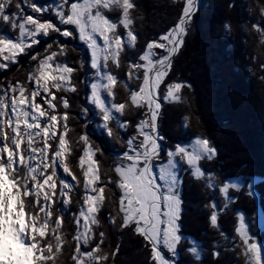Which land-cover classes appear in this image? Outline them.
<instances>
[{"label": "trees", "instance_id": "trees-1", "mask_svg": "<svg viewBox=\"0 0 264 264\" xmlns=\"http://www.w3.org/2000/svg\"><path fill=\"white\" fill-rule=\"evenodd\" d=\"M79 1L82 0H68L64 10L67 11L72 2ZM17 2L21 4L24 14L34 16L38 14L31 11L33 2L46 6V11L39 14L40 18L49 20L61 31L67 29L72 33L67 38L59 32L38 35V42L16 54L15 62L3 58L8 53L0 55V63L6 64V68L0 69V96L9 104L13 95L11 87L18 84L26 88L31 99V91L36 87L31 77L40 62L53 51L57 55L49 61L52 69L56 64L75 69L69 77L76 88L75 92L50 88L52 96L47 98L56 105L54 113L43 103L45 93L41 91L35 98L48 113L56 114L59 118L67 114L66 121L58 119L56 132L57 137L62 132L65 136L67 152L64 163L77 177V181H71V177L57 167L59 176L69 180L73 188L67 193V206L61 203L63 197H60L59 184L53 195L52 223L45 239L51 240L55 248V236L60 235L61 243L60 251L54 253L48 264H78L75 239L79 231L77 217L87 195L83 184L85 165L80 163L85 147L80 139L82 135H88L90 146L94 148L92 162L99 176L97 186L104 188L102 195L105 199L100 211L95 214L97 223L90 227L92 236L89 244L84 245L80 241L79 249L83 253L99 245L96 255L106 259L90 261L83 257L79 264L85 261L88 264H155L151 261V245L134 231V223L122 227L119 177L115 173V166L130 163L123 161L120 156L128 150L127 139L137 135L136 124L146 110L131 104V91H138L143 83V68L137 69L130 65L144 63L139 60V56L147 50L148 43L158 41L160 35L177 23L183 14L185 0H131L135 5L130 10L133 21L131 30L136 36L132 43L127 41L126 30L120 23V10H102L106 18L117 24L118 33L123 37L119 67L109 62L108 71L117 77L110 103H125L123 115H117H120L122 122H126V127L120 128L114 120L109 121L112 136L103 139L96 135L101 124L100 113L91 106L92 115L86 109L83 98L85 91L89 92L88 82L95 72L86 61L85 47L78 42L74 28L60 24L54 13V6L64 4L65 0H12L9 12L18 11L15 8ZM23 19V15L17 19L15 29L11 22L6 24L0 19V35L19 41V23ZM225 23L230 26L228 30L225 29ZM256 26H259V31ZM153 51L156 53L154 60L163 54L158 48ZM33 55H36V60L31 59ZM169 83H180L182 87L175 93L176 98L164 100ZM157 95L163 105L157 133L163 139L159 140L162 149L160 157L154 163L166 161V151L174 150L177 143L189 146L196 138L207 139L217 152L212 160L205 158L198 162L197 166L205 173L201 178L194 176L184 163L180 164L181 234L185 242L187 238L195 241L191 246H196L198 252H204V261L200 263V260H193L191 252L183 251L182 243L179 244L181 256L176 261L178 264H249L247 246L235 233L237 212L243 214L248 228L252 229L249 245L260 244L264 257V225L260 223L264 218V0H199L188 22L183 43L172 59L168 75L162 81ZM63 99L69 101L68 109L63 107ZM140 140L142 137H138L137 144ZM50 143H58V139ZM101 144L105 147L101 148ZM21 150L26 158V145L22 144ZM51 152L50 148L49 155ZM17 167L23 175V165L18 164ZM209 175L214 176L217 188L233 179H240L246 185L237 193L230 194L234 202L229 206L223 203L217 190L208 187ZM251 181H255V184L250 193L247 184ZM213 201L219 209L217 227L210 223V214L215 210L212 208ZM61 208H65V211L61 212ZM58 215L62 220L61 228L54 233L51 229ZM252 235L259 236L260 242H255ZM214 253H218V256Z\"/></svg>", "mask_w": 264, "mask_h": 264}, {"label": "snow or ice", "instance_id": "snow-or-ice-1", "mask_svg": "<svg viewBox=\"0 0 264 264\" xmlns=\"http://www.w3.org/2000/svg\"><path fill=\"white\" fill-rule=\"evenodd\" d=\"M67 2L68 0H65L64 4L54 6V13L60 24L75 27L78 39L86 45L90 52V66L95 70L98 82L91 83V95L87 97V100L99 109L101 124L96 135L101 139L105 136L111 137L112 129L109 127V121L114 120L120 128L126 127V122L120 120L125 103L112 102L109 106L102 99L101 90L106 91L108 97L114 96L113 87L117 83V77L108 71V66L111 62L119 67L123 37L117 32V24L102 15L99 9L117 8L120 10V23L126 30L127 41L132 43L135 42L136 36L131 30L133 21L130 10L135 5L131 0H82V2H72L70 8L65 11ZM11 6L12 0H0V19L6 24L11 22L12 28L15 29L17 19L23 15L24 19L19 23V33L21 37L26 36L31 45L38 42V35L47 36L49 32H59L66 38L72 35L67 29L61 31L49 20L40 18L39 14L46 11V6L33 2L30 7L33 13L38 14L35 16L24 14L19 2L15 5L18 11L9 12L8 9ZM195 8V0H186L178 23L165 34L160 35L158 41L147 44V50L139 56V60L144 63L130 65L137 69L143 68V83L138 91H131V104L139 109L146 108V110L143 112V118L139 119L136 124L137 135L127 139L128 150L121 154L123 161H130V163H120L115 166V173L119 177V211L123 214L122 227L134 223L135 232L151 245V257L155 264H178V261L162 254L160 248L162 246L168 253L178 256L177 245L183 239L178 223L181 213V197L177 191L180 177L177 174L178 164L175 158L180 157L181 160L186 161L187 165L194 169L193 175L201 178L205 173L201 167L197 166L198 162L205 158L212 160L217 154L216 149L207 139L196 138L192 145L185 146L177 143L174 150L168 149L166 163L160 164L158 171L153 170V161L159 159L162 151L158 141L163 139L157 133V118L161 109V104L157 99V90L168 75L172 64L171 58L183 43L188 22ZM28 25L31 27L28 28ZM229 27L225 23V29L228 30ZM256 27L259 31V26ZM98 39L102 41V44L98 43ZM30 44H26L23 40L14 41L0 35V55L9 53L10 55L3 58L15 62L16 54L23 52ZM51 46V44L48 45L49 48ZM157 48L161 49L163 54L154 60L156 53L153 49ZM56 55L57 53L53 51L51 55L43 59L36 73L31 77L36 84L31 91V99H29L26 88L19 84L11 87L13 95L10 104L3 96H0V190L4 193L3 204L0 205V217L4 219L6 238L9 235L11 237L10 243H6L0 255V264H48L54 253L60 251V235L55 236V248L51 240H46L45 237L52 223L50 219L53 216L51 202L57 184L60 188V197H63L61 203L64 206L69 204L67 193L73 188L69 180L59 176L57 167L62 168L63 173L71 177V181H77V177L64 163V156L67 152L65 136L62 132L57 137L56 132L58 119L66 121L67 114L65 113L62 118L56 114H50L35 99L41 91L45 93L43 103L54 113L56 105L53 104L52 99L47 98L52 96L50 88L76 91L69 79L75 69L60 64H57L54 70L48 67L49 61ZM31 59L36 60V55H33ZM81 66L83 67V61ZM4 68L6 64L0 63V69ZM181 87L180 83H169L167 94L163 97L164 100L176 98L175 93H178ZM62 103L63 107L68 109L69 101L63 99ZM64 130H67L66 124ZM138 137H142V140L137 144ZM57 139L58 143H50ZM80 139L85 145L80 163L81 165L87 163V170L83 171V184L85 192L89 194L85 195L84 207L77 217V223L80 219L83 220V231H77L75 236L79 253L76 257L78 264L83 257H87L90 261L106 259L104 256L96 255L99 245L83 253H80L79 249L81 240L84 245L89 244L92 236L90 225L97 223L95 214L100 211L105 199L102 195L104 188L97 186L99 176L92 162L95 154L94 148L90 146L88 135H82ZM22 144L26 145V158L21 150ZM104 147L105 145L101 144V148ZM50 148L52 149L51 155H49ZM98 150L100 149H96ZM18 164L24 167L23 175L17 167ZM207 183L209 188L217 190L228 200L234 199L228 195L230 187H240L238 184L224 182L217 188L213 175L208 176ZM29 197H34V199H26ZM212 207L215 210L210 214V223L213 227H217L219 209L216 208L215 201ZM60 211H65V208H61ZM40 213L43 215H39ZM61 223V217L56 216L52 232H59ZM235 233L247 246L248 252L252 254L249 264H264L257 244L249 245L250 233L246 230L243 216L239 217ZM186 251H190L194 256L198 253L195 246ZM214 255L218 256V253ZM197 258L201 257L197 256ZM84 264H88V261Z\"/></svg>", "mask_w": 264, "mask_h": 264}, {"label": "rangeland", "instance_id": "rangeland-1", "mask_svg": "<svg viewBox=\"0 0 264 264\" xmlns=\"http://www.w3.org/2000/svg\"><path fill=\"white\" fill-rule=\"evenodd\" d=\"M79 2H82V1H79ZM185 3H186V0H185ZM60 4V3H59ZM198 4H199V0H198ZM197 7H198V5H197ZM70 8V6L68 7V9ZM197 9V8H196ZM196 9H195V11H196ZM102 10H104L103 8H101V9H99V11L102 13ZM105 10H108V9H105ZM194 14V13H193ZM192 14V15H193ZM102 15H103V13H102ZM72 26V25H71ZM123 26V25H122ZM28 28H30L31 26L30 25H28L27 26ZM73 28H74V30L76 31V29H75V27L74 26H72ZM117 32H118V30H117ZM18 33H19V30H18ZM20 34V33H19ZM76 34H77V39H78V32L76 31ZM20 40H23L26 44H30V41H29V39L25 36V37H20L19 38V41ZM78 42L80 43V44H82L84 47H85V57H86V61H87V63L90 65V52L88 51V49H87V47H86V45L82 42V41H80L79 39H78ZM98 43H101L102 44V41H99V39H98ZM29 47H31V44H30V46ZM28 48V47H27ZM177 53V52H176ZM18 54V53H17ZM7 55H10L9 53L7 54ZM174 58V57H173ZM172 58V59H173ZM50 65H52V63L51 64H49L48 65V67H50ZM57 65V64H56ZM91 67V66H90ZM51 68V67H50ZM52 69V68H51ZM55 69V67L53 68V70ZM94 72H95V70H94ZM93 82H98V78L95 76V73L92 75V79L88 82V86H89V92L87 93V97H89L90 95H91V83H93ZM101 83H103V82H101ZM158 91V90H157ZM101 97H102V99H104L105 100V102H106V104H108L109 106H110V97H108L107 96V93H106V91H104L103 89L101 90ZM157 99H158V95H157ZM158 101H159V99H158ZM160 103H161V101H159ZM90 103V102H89ZM98 112H99V109H97L96 107H95V105L94 104H92V103H90ZM162 104V103H161ZM162 108H163V105H162ZM162 108H161V110H162ZM29 111H30V109H29ZM91 111H92V113H93V110L91 109ZM160 113H161V111H160ZM160 113H159V115H160ZM159 115H158V119H159ZM157 123H158V120H157ZM96 125L97 126H99V124L98 123H96ZM88 133H89V131H88ZM192 144H194V143H192ZM192 144H190V145H192ZM189 150H191V149H189ZM122 159H123V157H121ZM175 160L177 161V164H178V166H177V174L179 173V170L181 169V167H180V164L181 163H184L192 172H194V169H192V168H190V166H188L187 165V163H186V161H183V160H181V158L180 157H176L175 158ZM155 161V160H154ZM154 161H153V165H154V172L155 171H158V166L160 165V164H163V163H166V161H164V162H160V163H154ZM85 165V170H87V163H85L84 164ZM60 168V167H59ZM159 182V181H158ZM227 182H229L230 184H238L240 187L239 188H231L230 187V189H229V192H228V195L230 196V194L232 195V193H234V192H236L237 193V191H239V190H241V189H243L244 188V185H246L245 183H244V181H242V180H240V179H234V180H228ZM255 184V181H251V182H249L248 184H247V186L249 187L248 189H250L249 190V192L251 193L252 191V186ZM177 191H178V193L180 192L179 191V181H178V183H177ZM87 194H89V193H87ZM221 195V200H223V203L224 204H226V205H229L230 206V204L232 203V202H234V200L232 199V200H228L227 199V197H225L223 194H220ZM3 197H4V193H3V191L2 190H0V205H2L3 204ZM216 201V200H215ZM216 205V204H215ZM217 207V206H216ZM213 208V207H212ZM86 210V209H85ZM233 210V209H232ZM236 216H237V221H238V223H237V226H238V224H239V217L240 216H243V214H241L240 212H237L236 213ZM221 217V216H220ZM244 217V216H243ZM0 222H4V219H3V217H0ZM179 223V222H178ZM260 223L262 224V225H264V218H262L261 220H260ZM79 228H80V231L82 232L83 231V220L82 219H80L79 220ZM133 225H135V224H133ZM91 226V225H90ZM223 227L226 229L227 227H226V225H223ZM259 227H260V224H259ZM221 229H222V227H220ZM250 229H251V227L250 228H248V226H247V224H246V230L249 232V233H251L250 232ZM134 231H135V227H134ZM251 231H252V229H251ZM5 231H4V227L3 228H1L0 229V233L1 234H3ZM180 234H181V228H180ZM182 235V234H181ZM251 236V235H250ZM253 236V238H254V240H255V242H260V237L258 236V237H255L256 235H252ZM9 237H10V235H9ZM183 237V236H182ZM8 238V237H7ZM9 239V238H8ZM10 239H11V237H10ZM188 239V241L187 242H185L184 241V239L183 240H181V241H179L178 242V245H177V249H176V251H177V253H178V256H181V252H180V247H179V244L180 243H182L183 245H182V247H183V251H186V249H190V247H192L191 246V244H193V241L190 239V238H187ZM82 241V240H81ZM257 246H258V248H260V250H261V258H262V260H264V257H263V249H262V247L260 246V244H257ZM196 247V246H195ZM160 250L162 251V254H164L166 257H168V258H170V259H173L174 261H176V258L178 257V256H173V254H171V253H168L167 252V250L166 249H163V247L161 246V248H160ZM204 251V250H203ZM190 252V251H189ZM247 257H248V259H249V261L251 260V258H252V254L250 253V252H248L247 251ZM197 256L198 257H201V258H197ZM197 256H194L193 254H192V258H193V260H197V261H199L200 263L202 262V261H204V259H203V256H204V252H198L197 253ZM229 257V256H228ZM228 257H226V260L228 259ZM179 258V257H178ZM152 261V263H154V261L153 260H151ZM199 263V264H200Z\"/></svg>", "mask_w": 264, "mask_h": 264}, {"label": "bare ground", "instance_id": "bare-ground-1", "mask_svg": "<svg viewBox=\"0 0 264 264\" xmlns=\"http://www.w3.org/2000/svg\"><path fill=\"white\" fill-rule=\"evenodd\" d=\"M10 241L3 235H0V255H2L6 243Z\"/></svg>", "mask_w": 264, "mask_h": 264}, {"label": "water", "instance_id": "water-1", "mask_svg": "<svg viewBox=\"0 0 264 264\" xmlns=\"http://www.w3.org/2000/svg\"><path fill=\"white\" fill-rule=\"evenodd\" d=\"M195 3H196V8H197L198 0H195ZM196 8H195V9H196ZM194 12H195V10L193 11V13H194ZM193 13H192V14H193ZM178 21H179V20H178ZM178 21H177V23H178ZM175 54H176V53H175ZM175 54L173 55V57L175 56ZM173 57H172V58H173ZM172 58H171V59H172ZM158 102H159V101H158ZM159 103H160V102H159ZM160 104H161V103H160ZM161 108H162V104H161ZM160 111H161V109L159 110V113H160ZM157 120H158V118H157ZM157 130H158V128H157ZM158 143H159V141H158Z\"/></svg>", "mask_w": 264, "mask_h": 264}]
</instances>
